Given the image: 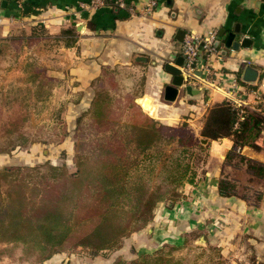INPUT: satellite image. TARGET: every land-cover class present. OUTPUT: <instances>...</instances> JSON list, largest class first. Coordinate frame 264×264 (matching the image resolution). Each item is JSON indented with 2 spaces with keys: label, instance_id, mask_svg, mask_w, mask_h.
<instances>
[{
  "label": "crops",
  "instance_id": "obj_1",
  "mask_svg": "<svg viewBox=\"0 0 264 264\" xmlns=\"http://www.w3.org/2000/svg\"><path fill=\"white\" fill-rule=\"evenodd\" d=\"M116 1L122 5L113 11L106 2L91 8L88 0H0V41L27 23L44 26L50 35L72 27L74 43L61 47L64 56L60 60L90 61L78 69L82 82L88 84L109 62L140 71L143 80L137 97L141 96V109L162 124L178 122L187 115L189 122L195 121L199 133L212 104L227 100L253 108L258 96L264 99V0ZM235 27L242 37L251 40L248 47L240 46L237 51L224 47V37ZM211 34L214 43L218 41L215 51L208 53L200 47L194 67L202 73L196 79H208L210 83L196 87L184 81L177 99L165 101L164 86L172 75L164 70V64H174L182 55L183 42L189 35L206 38ZM246 65L259 70L255 83L242 81ZM197 137L201 139L200 134ZM206 145L211 161L229 163L226 154L232 148L231 139H208ZM238 152L264 164V153L247 146ZM220 172L219 167L207 170L201 182L191 185L189 202L171 208L158 205L160 212L154 215L152 232L151 228L147 230L150 243L153 248L180 243L183 232L203 230L208 236L200 239L205 243L219 241L228 256L246 242L254 264H264V187L254 203L237 195L222 196L218 191L219 181L224 179Z\"/></svg>",
  "mask_w": 264,
  "mask_h": 264
},
{
  "label": "trees",
  "instance_id": "obj_2",
  "mask_svg": "<svg viewBox=\"0 0 264 264\" xmlns=\"http://www.w3.org/2000/svg\"><path fill=\"white\" fill-rule=\"evenodd\" d=\"M105 2L113 11L118 10L116 0ZM94 80L115 93L122 86L103 70ZM135 99L127 132L98 140L95 148L101 155L77 156L74 171L49 162L0 168V262L40 264L58 253L95 255L119 248L124 238L148 225L159 204L173 207L181 196L180 189L196 184V172L187 158L192 150H205L200 138L186 124L170 127L158 123ZM109 101L95 89L92 122L103 125L110 112ZM263 133L260 112L223 100L208 107L199 134L211 140L231 139L226 160L237 157L250 172L264 177L263 163L238 152L247 146L264 153ZM171 143L177 145L178 154L167 158L156 174L163 150L154 149ZM234 187L233 182L220 179L219 194L235 196ZM180 246H160L135 259L117 257L109 264H210L209 259L198 261L195 254L177 255Z\"/></svg>",
  "mask_w": 264,
  "mask_h": 264
},
{
  "label": "rangeland",
  "instance_id": "obj_3",
  "mask_svg": "<svg viewBox=\"0 0 264 264\" xmlns=\"http://www.w3.org/2000/svg\"><path fill=\"white\" fill-rule=\"evenodd\" d=\"M71 28H62L59 33L50 35L44 26L27 23L15 28L5 41H0V168H22L49 162L52 165H65L72 172L77 156L101 155L99 149L95 148L98 140L108 139L115 132L118 135L127 132L132 98L140 94L139 86L143 80L140 71L119 63L105 64L101 70L107 76L117 78L122 85L118 93L94 79L85 84L78 78L82 76L78 69H83V63L88 65L90 61L60 60L64 56L61 47L74 43V34L67 32ZM95 89L110 99V112L102 126L92 122ZM140 101L141 96L135 99L139 106ZM182 118L163 125L178 127L186 124L198 136L195 121L189 122L187 115H182ZM104 128L108 130L105 132ZM203 145L204 151L192 150L187 158L196 172L195 185L204 179L207 170L213 171L219 167L220 177L234 183L237 196L258 202L264 177L250 172L237 157L228 160L229 163L211 161L209 146ZM176 148L177 145L171 143L154 149L155 152L163 150L164 153L160 154L156 174L167 158L172 159L178 154ZM193 186L185 184L180 189L181 196L176 204L192 199ZM159 206L155 214L160 212V209L157 210ZM162 207L169 208L165 204ZM152 220L142 230L124 238L119 248L95 255L84 251L58 253L40 264H109L117 257L129 261L141 253H151L157 249L150 243L151 233L147 231L151 228L152 232ZM206 235L203 230H188L181 235L180 243H167L162 247L168 249L172 245H181L182 248L175 251L177 255L195 254L198 261L209 259L210 264H254L252 253L248 252L250 246L246 242L238 245L239 251L234 249L235 253L230 257L218 245L219 241H199L200 237ZM8 262V259H4L0 264Z\"/></svg>",
  "mask_w": 264,
  "mask_h": 264
},
{
  "label": "water",
  "instance_id": "obj_4",
  "mask_svg": "<svg viewBox=\"0 0 264 264\" xmlns=\"http://www.w3.org/2000/svg\"><path fill=\"white\" fill-rule=\"evenodd\" d=\"M25 9H27V6L25 7ZM220 35L222 34L220 33ZM242 36L243 34L239 33V29L235 27L232 32L228 33L224 37V47L231 48L234 51H237L240 46L248 47L249 46L248 44L251 42V40L246 37H242ZM177 39L179 41H182L181 38H177ZM217 44H218V41L214 43V46L217 47ZM137 58L138 60L142 59L141 56H138ZM184 64H185L184 55L182 54L181 56H178L176 58V61L174 62V64L165 63L163 66L164 70L172 75V79L170 83L166 84L163 90V98L167 102H174L178 97L179 88L184 82V78L182 75V68ZM192 66L194 67L195 64ZM195 73L199 77L202 75L201 71H195ZM258 77H259V70L257 68L250 66V65H246L244 67L243 74H242L243 82L255 83L258 80ZM200 142L202 144H206L208 142V139L201 138ZM199 241H203V238H201Z\"/></svg>",
  "mask_w": 264,
  "mask_h": 264
},
{
  "label": "built area",
  "instance_id": "obj_5",
  "mask_svg": "<svg viewBox=\"0 0 264 264\" xmlns=\"http://www.w3.org/2000/svg\"><path fill=\"white\" fill-rule=\"evenodd\" d=\"M118 5H122L121 1H116ZM104 3V0H88V6L91 8H96L101 6ZM200 47H202L208 53L215 51L216 47L214 46V34L209 35L206 38H201L196 35H189L186 40H184L182 45V54L184 55V66L182 68V75L184 81H187L189 84L195 85L196 87H201L204 84H209L208 79L197 80L196 73L194 71V65ZM223 92V91H221ZM226 98L229 97V93L223 92ZM258 98V99H257ZM256 98L257 103L253 107L256 111L260 112L264 116V99L259 96ZM235 100V99H234ZM231 103L237 105V101H230ZM259 104H263L262 106ZM238 105H245L243 102Z\"/></svg>",
  "mask_w": 264,
  "mask_h": 264
}]
</instances>
